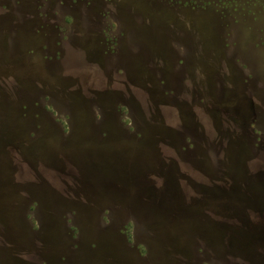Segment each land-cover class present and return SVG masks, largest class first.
<instances>
[{
  "label": "rangeland",
  "instance_id": "374dc122",
  "mask_svg": "<svg viewBox=\"0 0 264 264\" xmlns=\"http://www.w3.org/2000/svg\"><path fill=\"white\" fill-rule=\"evenodd\" d=\"M0 264H264V0H0Z\"/></svg>",
  "mask_w": 264,
  "mask_h": 264
}]
</instances>
